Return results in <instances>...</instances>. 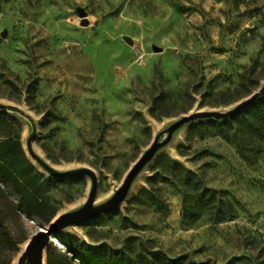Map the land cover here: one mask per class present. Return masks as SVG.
Listing matches in <instances>:
<instances>
[{
    "label": "rangeland",
    "instance_id": "obj_1",
    "mask_svg": "<svg viewBox=\"0 0 264 264\" xmlns=\"http://www.w3.org/2000/svg\"><path fill=\"white\" fill-rule=\"evenodd\" d=\"M263 86L264 0H0V103L33 120L32 148L54 170L94 172V206L176 120L224 112ZM0 113L10 122L0 138H19L30 159V120ZM30 160L53 218L85 203L90 176L55 177ZM17 204L12 185L0 182L10 237L0 241V264H18L50 223ZM67 235L105 257L264 264V94L231 117L183 124L114 210L52 236L47 250L61 264H85L66 251Z\"/></svg>",
    "mask_w": 264,
    "mask_h": 264
},
{
    "label": "water",
    "instance_id": "obj_2",
    "mask_svg": "<svg viewBox=\"0 0 264 264\" xmlns=\"http://www.w3.org/2000/svg\"><path fill=\"white\" fill-rule=\"evenodd\" d=\"M80 25L87 26L88 20L85 17V12L80 10ZM154 51H161V48L157 46L152 47ZM264 94V86L261 87L258 91L254 92L248 98L242 100L241 102L234 105L232 108L222 112V111H196L194 113L184 115L182 118L176 120L173 124H171L165 132L167 133V137L165 140L159 142L158 134L152 143V145L146 150V152L138 159V161L134 164L132 169L128 172L126 177L124 178L123 183L117 189L114 196L106 203L94 206V198L96 195L97 189V180L94 172L88 168H79L74 170H68L59 172L54 170L51 166L46 164L33 150L31 141L34 137V122L33 120L18 106L2 104L0 103V110L3 111H16L24 116H26L31 124H32V134L26 140V149L30 159L34 160L38 163L42 168L47 170L50 174L55 177H69V176H90L92 180V187L90 193L85 201V203L77 210L72 212L63 213L55 218H53L47 227L39 229L36 233H34L30 239L27 241L25 246V252H23L18 258V264H46L45 252L50 243L52 236L58 233V231L67 226L72 225L80 221H84L90 218H93L99 214L110 212L114 210L119 203L122 201L124 196L127 193V190L130 186V183L136 173L142 168V166L153 156L156 150L167 143L171 137L172 133L181 127L183 124L199 119V118H211V119H224L235 115L242 108L250 105L253 101H255L259 96Z\"/></svg>",
    "mask_w": 264,
    "mask_h": 264
},
{
    "label": "trees",
    "instance_id": "obj_3",
    "mask_svg": "<svg viewBox=\"0 0 264 264\" xmlns=\"http://www.w3.org/2000/svg\"><path fill=\"white\" fill-rule=\"evenodd\" d=\"M0 125L10 126V122L2 113ZM0 182L12 185L14 193L18 196L17 207L26 216L36 217L44 223H49L54 217L55 209L44 194L46 184L40 179L37 168L28 158L17 137L5 135L0 138ZM9 240L5 227L0 223V241ZM66 251L71 258L81 255L85 264H155L145 255L130 260L117 256L105 257L101 248L90 247L74 235H67ZM59 261L49 248L46 264H61ZM167 263L176 264V261L168 259Z\"/></svg>",
    "mask_w": 264,
    "mask_h": 264
},
{
    "label": "bare ground",
    "instance_id": "obj_4",
    "mask_svg": "<svg viewBox=\"0 0 264 264\" xmlns=\"http://www.w3.org/2000/svg\"><path fill=\"white\" fill-rule=\"evenodd\" d=\"M25 264H27V263H25Z\"/></svg>",
    "mask_w": 264,
    "mask_h": 264
}]
</instances>
